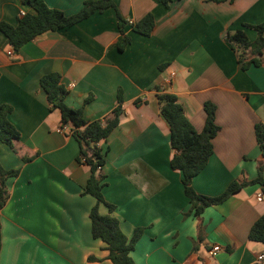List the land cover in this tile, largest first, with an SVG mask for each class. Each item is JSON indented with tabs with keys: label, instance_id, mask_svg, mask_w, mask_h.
Masks as SVG:
<instances>
[{
	"label": "crops",
	"instance_id": "1",
	"mask_svg": "<svg viewBox=\"0 0 264 264\" xmlns=\"http://www.w3.org/2000/svg\"><path fill=\"white\" fill-rule=\"evenodd\" d=\"M44 1L70 15L85 0ZM113 1L127 22L129 43L122 49L113 7L46 31L18 50L0 32V105L12 108L7 118L20 133L13 147L0 142L1 167L17 170L5 180L0 264H112L104 242L91 234L88 214L96 199L83 192L90 168L39 84L51 72L67 91L65 103L81 107L85 120L111 118L120 98L118 124L99 143L106 152L96 174L122 232L129 237L144 228L130 252L136 264H259L264 245L248 231L264 214V202L256 200L261 186L248 182L196 215L181 173L169 165L174 150L156 94H175L197 131L204 126L203 103L216 106L212 154L191 180L197 193L216 196L232 180L254 179L264 160L254 135V124H264V54L259 65L242 70L226 36L242 29L255 39L244 25L264 21V0ZM20 11L30 7L0 0V21L14 25ZM146 13L154 16L152 31L134 32L129 23ZM97 210L108 213L103 203ZM213 244L221 246L215 255Z\"/></svg>",
	"mask_w": 264,
	"mask_h": 264
},
{
	"label": "trees",
	"instance_id": "2",
	"mask_svg": "<svg viewBox=\"0 0 264 264\" xmlns=\"http://www.w3.org/2000/svg\"><path fill=\"white\" fill-rule=\"evenodd\" d=\"M157 1L167 6L169 0ZM22 3L29 6L30 11L19 15L14 25L0 21V32L4 34L14 50H18L23 44L46 31H55L78 23L96 10L102 11L107 7L115 8L113 0H85L76 13L66 15L60 9L49 7L44 0H22ZM115 10L118 29L122 34L117 42V47L122 49L123 46L129 43V37L123 31L124 24L127 22L122 19L116 8ZM129 24L134 32L149 35L154 26V16L152 13H146L137 22ZM244 26L255 30V39L249 40L242 29H236L226 36L230 46L237 52L238 65L242 70L247 69L250 65H259L258 56L264 54V21L259 24H245ZM39 84L46 93L49 109H58L59 111L60 127L67 128V132L78 142L80 161L82 160L90 168V175L87 178L83 192L91 194L96 199L95 205L88 214L92 237L104 242V248L107 250L106 258L112 264H136L131 258L130 252L144 228L136 227L129 237L122 232L118 219L110 214L114 208L113 205L103 199L101 193V188L105 184L102 181L103 176L96 174L101 170L97 167H102L106 152V149H103L99 143L104 141L118 124L121 111L120 98H118V105L113 109L111 118L101 117L88 121L84 119L81 107L75 108L65 103L64 98L67 91L60 83L58 73L51 72L41 76ZM88 100L85 99V102ZM156 100L159 114L168 125L170 145L174 150L169 161L170 168L181 173L183 192L196 215H199L207 206L221 203L248 182L258 183L264 191V178L262 175L264 160H260L257 165V175L251 181L232 180L216 196L197 193L191 186V180L202 170L212 154V139L219 129L215 123L216 106L210 101L203 103L204 126L200 131H197L187 118L184 108L175 94L157 93ZM11 110L12 108L7 104L0 105V142L13 147V142L19 139L20 133L7 118V114ZM254 135L260 153L264 157L263 123L257 122L254 124ZM16 173L17 170H5L0 165V208L7 198L5 180L8 176ZM98 203L105 204L108 213L100 214L97 210ZM248 238L264 245V214L260 215L250 226ZM263 263L264 260L259 262V264Z\"/></svg>",
	"mask_w": 264,
	"mask_h": 264
},
{
	"label": "built area",
	"instance_id": "3",
	"mask_svg": "<svg viewBox=\"0 0 264 264\" xmlns=\"http://www.w3.org/2000/svg\"><path fill=\"white\" fill-rule=\"evenodd\" d=\"M25 12L24 11H20L19 12V15H23ZM99 170L101 169L100 166L97 167ZM256 200L257 201H261V202H264V193L261 191V192H258L256 194ZM221 250V246L219 244H213L209 250L210 254L211 255H215L217 252H219ZM257 260L258 261H263L264 260V254H260L257 256Z\"/></svg>",
	"mask_w": 264,
	"mask_h": 264
}]
</instances>
